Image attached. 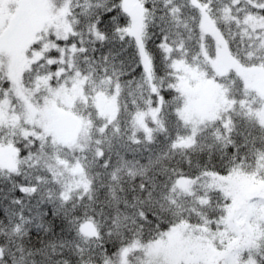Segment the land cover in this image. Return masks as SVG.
Instances as JSON below:
<instances>
[{"label":"snow or ice","instance_id":"1","mask_svg":"<svg viewBox=\"0 0 264 264\" xmlns=\"http://www.w3.org/2000/svg\"><path fill=\"white\" fill-rule=\"evenodd\" d=\"M0 264H264V0H0Z\"/></svg>","mask_w":264,"mask_h":264}]
</instances>
